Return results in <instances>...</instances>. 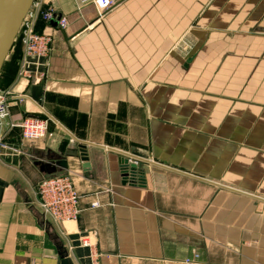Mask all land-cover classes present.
Here are the masks:
<instances>
[{"label": "crops", "instance_id": "obj_1", "mask_svg": "<svg viewBox=\"0 0 264 264\" xmlns=\"http://www.w3.org/2000/svg\"><path fill=\"white\" fill-rule=\"evenodd\" d=\"M46 10L47 57L15 40L0 72V264H264V0H119L100 21L76 0ZM29 116L48 120L43 139L8 130ZM58 158L74 222L39 207L41 165Z\"/></svg>", "mask_w": 264, "mask_h": 264}, {"label": "built area", "instance_id": "obj_2", "mask_svg": "<svg viewBox=\"0 0 264 264\" xmlns=\"http://www.w3.org/2000/svg\"><path fill=\"white\" fill-rule=\"evenodd\" d=\"M119 0H76L79 7L91 5L96 12V21L102 20L104 15ZM41 0H34L28 13L26 14L20 26L15 40H18L24 49L25 56L36 59L46 58L50 52L52 35L50 32H35V23L40 14L44 20H50L53 16L51 10L40 11ZM59 27L64 29L67 24L65 17L59 20ZM26 61L23 59L19 76L30 77L29 72L25 69ZM12 96L9 91L0 90V142L3 141L5 132L3 131V122L9 117V97ZM15 97V96H14ZM20 100L24 96L16 97ZM8 130L18 128L20 136L25 141H38L43 139L49 127L47 119H40L34 116L26 117L18 125L8 123ZM39 198V207L44 216L54 223L74 222L78 219L80 209L79 193L75 188L74 182L70 175H49L43 179L37 188ZM92 207H98V202H93ZM84 246H89L88 242H83ZM194 259L184 260L185 264H196Z\"/></svg>", "mask_w": 264, "mask_h": 264}, {"label": "water", "instance_id": "obj_3", "mask_svg": "<svg viewBox=\"0 0 264 264\" xmlns=\"http://www.w3.org/2000/svg\"><path fill=\"white\" fill-rule=\"evenodd\" d=\"M33 1L34 0H0V72L15 42L23 19L28 13ZM85 148L86 146L84 144H79L77 146L81 161L83 162L87 161ZM57 168L66 170V160L58 158L52 162L41 165V170L48 175L55 174ZM120 169L124 182L137 185V183L142 181V173L135 163H130L127 159H123ZM60 256V264H72L65 254Z\"/></svg>", "mask_w": 264, "mask_h": 264}, {"label": "trees", "instance_id": "obj_4", "mask_svg": "<svg viewBox=\"0 0 264 264\" xmlns=\"http://www.w3.org/2000/svg\"><path fill=\"white\" fill-rule=\"evenodd\" d=\"M16 42H17V40H16Z\"/></svg>", "mask_w": 264, "mask_h": 264}]
</instances>
